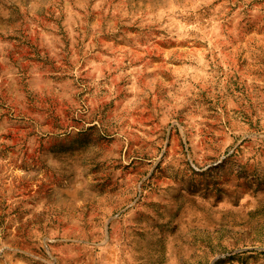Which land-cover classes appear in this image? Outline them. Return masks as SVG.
Here are the masks:
<instances>
[{
    "label": "rangeland",
    "instance_id": "obj_1",
    "mask_svg": "<svg viewBox=\"0 0 264 264\" xmlns=\"http://www.w3.org/2000/svg\"><path fill=\"white\" fill-rule=\"evenodd\" d=\"M0 264H264V0H0Z\"/></svg>",
    "mask_w": 264,
    "mask_h": 264
}]
</instances>
